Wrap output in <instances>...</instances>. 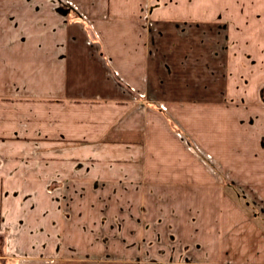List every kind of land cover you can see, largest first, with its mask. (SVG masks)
Listing matches in <instances>:
<instances>
[{"label": "crops", "instance_id": "1", "mask_svg": "<svg viewBox=\"0 0 264 264\" xmlns=\"http://www.w3.org/2000/svg\"><path fill=\"white\" fill-rule=\"evenodd\" d=\"M104 206L264 264V0H0V264H133Z\"/></svg>", "mask_w": 264, "mask_h": 264}, {"label": "rangeland", "instance_id": "2", "mask_svg": "<svg viewBox=\"0 0 264 264\" xmlns=\"http://www.w3.org/2000/svg\"><path fill=\"white\" fill-rule=\"evenodd\" d=\"M111 210L109 206L101 209L102 223L89 225L90 229L96 231L93 234L94 239L85 240L86 247L91 248L95 245L101 248V255L98 258L102 262L130 259L133 264H193L187 254H178L179 241L173 239L172 234L158 231L157 223L142 221L144 214L134 215V232L131 233L132 225L126 223V220H129L128 210L124 207L115 213ZM142 210L143 207L138 209L139 212ZM3 245L1 239L0 252Z\"/></svg>", "mask_w": 264, "mask_h": 264}]
</instances>
